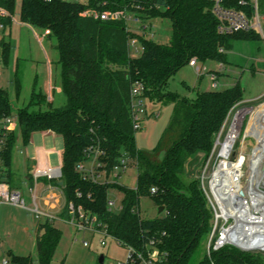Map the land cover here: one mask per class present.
Returning a JSON list of instances; mask_svg holds the SVG:
<instances>
[{"label":"trees","instance_id":"obj_1","mask_svg":"<svg viewBox=\"0 0 264 264\" xmlns=\"http://www.w3.org/2000/svg\"><path fill=\"white\" fill-rule=\"evenodd\" d=\"M239 1L231 0L234 8H241ZM259 2L264 12V0ZM14 6L15 0H0V7L11 15ZM85 8L82 4L59 1L44 4L41 0H21L20 22L45 31L49 39L55 40L65 103L43 110L45 97L32 93L26 106L14 110L8 92L0 89V117H15L16 132L24 146L34 133L51 132L62 138L58 181L63 185L59 187L54 182L65 202L61 219L68 217L67 205L72 203L94 215L121 246L144 252L154 243L167 264H209L205 244L212 212L199 179L185 180L186 168L200 156L204 163L226 116L243 101V91L236 82L230 88L198 93L189 100L175 93L163 94L162 90L192 59L197 64L216 61L224 67L230 65L226 54L235 42L260 38L254 32L219 33L210 3L204 0H89L88 8L101 12L128 10L149 26L154 19L168 20L171 35L165 43L128 30L123 22L82 17ZM244 9L250 11L248 5ZM10 22L5 20V26ZM131 38L143 46V52L135 58L130 56L128 47ZM0 45L6 65L10 46L5 42ZM135 81L143 83V97L169 100L173 104L169 124L151 151L135 146L130 96ZM15 90L18 93L17 79ZM16 139L15 132L6 133L3 150L6 171L1 178L9 177ZM92 149L102 152L98 171L107 178L124 155L130 158V166H136L137 187L117 186L123 198L116 213L107 208L108 192L113 186L95 183L76 170L77 165L87 161ZM152 188L156 190L154 194L150 193ZM141 198L152 199L158 209L163 208L162 213L155 218H142L138 211ZM54 222L46 219L37 225L38 264L52 262L61 240V231ZM11 259L13 264H33L30 255H11ZM212 260L215 264H264L263 255L232 247L213 253Z\"/></svg>","mask_w":264,"mask_h":264},{"label":"rangeland","instance_id":"obj_2","mask_svg":"<svg viewBox=\"0 0 264 264\" xmlns=\"http://www.w3.org/2000/svg\"><path fill=\"white\" fill-rule=\"evenodd\" d=\"M86 0H82L84 2ZM21 0H15V6L11 15V22L3 31H0V43L5 42L10 46L8 61L4 65L2 61V50L0 45V65L2 67L0 76V89L8 92L9 103L12 109L26 106L32 93L42 94L46 91L49 82L51 83L53 101L47 98L42 103V109L58 108L64 105L65 99L61 90L60 68L57 65L58 54L54 49L55 40L49 39L45 31L34 26L23 24L19 19ZM262 12V11H261ZM264 13V12H262ZM154 40L167 42L171 35V25L168 20L154 19L151 22ZM226 60L233 65H224L220 68L216 61H207L204 64H197L196 67L186 65L181 68L165 85L163 94L175 93L184 96L189 100L196 97L198 93L208 91H221L239 83L243 91V101L232 108V115L246 111L239 123L243 124V133L238 140V145L243 146V153L247 157L249 148L255 145L256 140L246 136L243 142V134L251 120L261 121L264 117V41L262 39L251 42H235L233 49L226 54ZM197 67H203L198 75ZM217 76V86L211 76ZM19 84L18 93L15 90V83ZM143 108L146 116L140 121V129L136 132L134 140L138 150L151 151L161 139L164 130L167 128L172 112L173 104L169 100L157 101L143 97ZM50 103V104H49ZM16 123L15 118H12ZM17 136L15 147L11 152L9 177L4 178L12 190L21 193L26 208L13 205H0V263L3 259L8 264H13V256H31L33 264H38L36 259V229L39 222L31 211L34 206L31 199L30 188L33 183L25 182L28 170L32 168L31 162L25 161L27 155L26 147L22 144L20 135L14 129ZM40 148L51 151L49 160L52 167H59L60 160L58 151L62 140L58 137H44L40 134L33 139ZM258 142V141H257ZM238 150L234 154L237 155ZM160 153L159 157H162ZM186 168L185 180L199 179L203 170L202 157ZM205 162V161H204ZM248 169L245 168L243 179L245 180ZM101 182H107L113 187L109 190V199L115 203L113 212H118L123 194L117 186H124L128 189L137 187L136 166H129L118 177L111 174L106 178L102 174ZM48 184V180L42 179L37 183L35 189L37 197L36 204L39 210L47 211L44 200L39 201L41 184ZM43 192V196L49 195ZM54 200L49 203L52 205ZM63 204V200H62ZM60 208V206H57ZM138 211L142 218H155L159 215L156 203L150 198H141L138 204ZM56 218L54 225L62 234L61 240L50 264H124L128 258V250L119 245L111 237H103L99 234H92L88 231H76L75 228L58 217L53 211H47ZM68 218V217H67ZM64 218V220H67ZM100 239L105 245H100ZM83 242L89 243L85 247ZM102 257V263L100 258Z\"/></svg>","mask_w":264,"mask_h":264},{"label":"built area","instance_id":"obj_3","mask_svg":"<svg viewBox=\"0 0 264 264\" xmlns=\"http://www.w3.org/2000/svg\"><path fill=\"white\" fill-rule=\"evenodd\" d=\"M44 4L55 1L68 4H82L86 7L80 14L82 17H89L103 22H123L128 30L133 31L144 38H154L152 25L149 26L135 13L128 10L98 11L88 8L89 0H41ZM210 3V9L216 18L217 30L221 34H233L238 32H254L264 41V13L260 10L259 0H240L239 9L234 8L231 0H204ZM248 5L250 11L244 8ZM5 20L11 21V14L0 7V31L5 29ZM130 56L135 58L143 52V46L136 38H131L128 43ZM189 65L196 67L194 59ZM203 69V68H202ZM197 67V72L202 71ZM2 67L0 65V76ZM211 79L214 86H217L216 75ZM144 85L140 81H135L131 89V122L134 131L140 129V121L146 116L143 108ZM232 110L226 116L220 131L216 134L211 151L204 162L203 170L199 175L201 189L206 197L208 206L212 212L211 230L206 244L205 254L209 264H215L212 254L225 247H232L241 252L259 254L264 256V145L259 144L254 136L243 134V142L246 136L256 140L254 146L249 148L250 153L246 157L243 153V144L238 145V140L243 133V124L236 120L238 112L232 115ZM14 116L0 117V205L8 204L21 208H26L25 201L20 192L12 190L7 181L1 178L5 175L6 168L3 164V150L6 133L13 132L16 123H13ZM16 121V119H15ZM248 127V125H247ZM247 129V128H246ZM246 131V130H245ZM238 150L237 155L234 156ZM102 152L99 149H92L87 155V161L76 166V170L93 182H101L100 178L104 172H99L101 164L98 161ZM130 166V158L126 155L119 158V162L112 168L110 173L118 177ZM245 168L248 169L245 180ZM60 169L37 168L30 174L29 180L33 187L30 188L33 210L37 219L54 220L51 216L43 214L37 204L35 189L37 183L42 179L48 180L44 186L45 200L55 199L53 192L59 191L54 182H59L61 176ZM109 175V176H110ZM107 178V177H106ZM155 188L150 193L154 194ZM115 203L108 199V211ZM121 209V202L120 208ZM68 218L64 222L72 225L76 231H88L92 234H99L103 237H110L106 228L98 222L94 215L85 212L81 207H75L72 203L67 205ZM118 210V211H119ZM112 238V237H111ZM117 242V241H116ZM118 243V242H117ZM119 244V243H118ZM85 247L89 243L83 242ZM100 245L104 246L105 241L100 239ZM120 245V244H119ZM128 258L124 264H167L161 257L154 243L149 244L144 252H136L129 247ZM0 264H8L5 259Z\"/></svg>","mask_w":264,"mask_h":264},{"label":"crops","instance_id":"obj_4","mask_svg":"<svg viewBox=\"0 0 264 264\" xmlns=\"http://www.w3.org/2000/svg\"><path fill=\"white\" fill-rule=\"evenodd\" d=\"M230 65H233L231 63H229ZM220 68H223L224 70V67H221ZM217 78V76H216ZM218 80V79H217ZM51 92H52V88H51V83L49 82V85L46 89V91L44 92V97H45V100L46 98L51 102L53 101V95H51ZM50 104V103H49ZM40 134L42 138L44 137H58L62 140L61 137L51 133V132H40V133H34L32 136H31V139H30V142L26 147V150H27V155L25 156V161L26 162H31L32 164V168L30 170H28V174L27 176L25 177V182H31L29 180V177H30V174L33 170L37 169V168H40V169H45V168H52V169H61V165H62V152H63V141H62V146L60 145V149L58 151V155H59V160H60V164H59V167H52L53 165H51L50 163V160H49V154L51 151H47V150H44L43 148H40L38 143H36L33 139L34 137H36V135ZM10 170V169H9ZM42 182V181H41ZM42 185V188H41V191H40V196L39 198V201L41 200H44L45 204L48 206L47 207V211H53V212H56V214H58V217L61 213V209L62 207L64 206V200L62 199L61 197V194L59 191L57 192H53L52 195L55 196V199H50V200H45V196H43V190H44V186L45 184H41ZM58 185V183H57ZM39 184L36 186V189L38 188ZM48 196V195H46ZM51 200H54L53 204L50 205V201ZM62 200H63V204H62ZM57 206H60V208H58ZM43 214L47 215V216H51L52 218H54L53 214H49V212L47 211H42L40 210ZM56 220V218H54V221Z\"/></svg>","mask_w":264,"mask_h":264},{"label":"bare ground","instance_id":"obj_5","mask_svg":"<svg viewBox=\"0 0 264 264\" xmlns=\"http://www.w3.org/2000/svg\"><path fill=\"white\" fill-rule=\"evenodd\" d=\"M245 112L246 111H243V113L241 114L238 113L236 116V120L239 121ZM248 124L249 125L245 131V135L254 136L257 139L259 144L264 145V117L262 118L260 122L251 120Z\"/></svg>","mask_w":264,"mask_h":264},{"label":"water","instance_id":"obj_6","mask_svg":"<svg viewBox=\"0 0 264 264\" xmlns=\"http://www.w3.org/2000/svg\"><path fill=\"white\" fill-rule=\"evenodd\" d=\"M59 172H60V170H59ZM60 174H61V173H60ZM62 185H63V182H62V181H59V182H58V186L61 187ZM162 211H163V208L160 207V208L158 209V213L160 214V213H162ZM102 261H103V260H102V257H101L99 262L102 263Z\"/></svg>","mask_w":264,"mask_h":264}]
</instances>
